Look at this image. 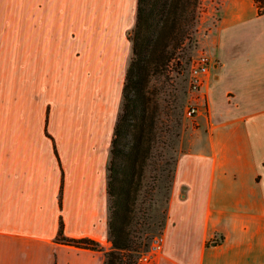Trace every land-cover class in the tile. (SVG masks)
Returning a JSON list of instances; mask_svg holds the SVG:
<instances>
[{
    "label": "crops",
    "instance_id": "0c3cea01",
    "mask_svg": "<svg viewBox=\"0 0 264 264\" xmlns=\"http://www.w3.org/2000/svg\"><path fill=\"white\" fill-rule=\"evenodd\" d=\"M85 2L0 0V264H103L110 247L107 164L136 0H101L100 25L116 29L94 51L76 33ZM212 70L210 114L238 109L178 157L155 264H264V66L243 85ZM61 223L97 246L62 242Z\"/></svg>",
    "mask_w": 264,
    "mask_h": 264
},
{
    "label": "trees",
    "instance_id": "16d2710c",
    "mask_svg": "<svg viewBox=\"0 0 264 264\" xmlns=\"http://www.w3.org/2000/svg\"><path fill=\"white\" fill-rule=\"evenodd\" d=\"M253 1L257 13L264 14V0ZM199 4L200 0H136L134 23L127 32L130 53L107 164L111 246L103 264L129 263L146 249L147 231L154 218L153 186L161 172H174L177 162L173 154L162 149L171 145V136L180 134V126H168L173 113H164L158 94L166 90L165 75L172 60L186 49L196 31ZM155 77L159 78L156 88ZM175 123L180 120L177 118ZM61 229L62 223L58 234L62 242L97 246L87 238H66Z\"/></svg>",
    "mask_w": 264,
    "mask_h": 264
},
{
    "label": "rangeland",
    "instance_id": "374dc122",
    "mask_svg": "<svg viewBox=\"0 0 264 264\" xmlns=\"http://www.w3.org/2000/svg\"><path fill=\"white\" fill-rule=\"evenodd\" d=\"M85 1L86 7L89 4V8L78 9L76 33L78 40H84L87 43L88 51H94L95 46L99 45L98 42L102 38L110 36L112 34L111 31L116 28L100 25L102 22H108V20H104L107 11L100 9L101 0ZM80 24L83 26H80ZM132 26L133 23L123 28L125 37H127V31ZM128 51L129 43L124 42L123 52L125 59ZM83 53L84 51L77 49L78 58L85 56ZM200 53L207 55L212 61V75L214 77L230 70L231 73L225 81V85L246 84V81L248 82L251 79L247 69L264 66V14L257 13V4L253 0H200L199 20L196 25V31L186 44V49L172 60L165 75L166 90L158 94L160 103L164 106V113L166 111L173 113L170 118L171 121H168V126L170 128H174L175 124L180 126L179 136L176 138L171 136V147L164 145L165 148L162 149H167L173 154L175 159H178L185 151L192 149L195 142L217 122V118H221L224 114H234V111L238 109L222 107L213 116L209 111L206 86H203L197 94L189 93V65L193 58ZM257 74L259 72L254 75ZM252 81H255L256 85H260L258 76H253ZM153 84L155 88L159 85L158 77H155ZM228 95L230 96L231 94L228 93ZM191 103L197 105L198 114L193 117H187L185 110ZM227 109L228 112H226ZM242 109L244 115H249L253 111L251 107ZM164 113L163 116H166ZM178 114L180 115L178 116ZM177 118L180 120V125L175 123ZM147 172L145 175H148ZM173 174L174 172H168V174L167 171L161 172V178L153 186L152 214L154 218L151 222V229L147 231L146 249L132 257L133 259L129 263L121 264H141V257L144 254L149 257L148 264H155L161 250L149 253L148 248L153 237L161 235L163 237L173 184ZM144 187L143 185L141 189H144ZM136 204L138 206V202Z\"/></svg>",
    "mask_w": 264,
    "mask_h": 264
},
{
    "label": "built area",
    "instance_id": "2783aa9c",
    "mask_svg": "<svg viewBox=\"0 0 264 264\" xmlns=\"http://www.w3.org/2000/svg\"><path fill=\"white\" fill-rule=\"evenodd\" d=\"M212 67V61L209 57L203 53L197 55L190 62L189 65V93L197 94L199 93L201 87L203 86L207 76L209 75L210 69ZM197 112V105L191 103L185 110L187 117H193ZM163 243V237L155 236L152 238L149 244V253H155L161 250ZM148 255L144 254L141 257V264H148Z\"/></svg>",
    "mask_w": 264,
    "mask_h": 264
}]
</instances>
